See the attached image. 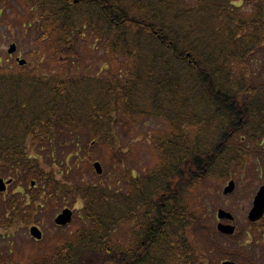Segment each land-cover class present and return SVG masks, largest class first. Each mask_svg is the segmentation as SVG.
Returning <instances> with one entry per match:
<instances>
[{
	"label": "trees",
	"instance_id": "obj_1",
	"mask_svg": "<svg viewBox=\"0 0 264 264\" xmlns=\"http://www.w3.org/2000/svg\"><path fill=\"white\" fill-rule=\"evenodd\" d=\"M28 3L57 71L0 63V177L12 180L0 193V244L46 206L81 208L74 232L57 228L63 235L30 246L26 262L0 251V264H214L211 249L229 253L186 196L244 168L245 156L264 157V0ZM89 40L106 75L75 67ZM148 120L167 130L154 140L160 170L142 178L122 168L130 154L118 131ZM92 145L111 150L115 171L79 183L75 163ZM253 232L264 238V220Z\"/></svg>",
	"mask_w": 264,
	"mask_h": 264
},
{
	"label": "rangeland",
	"instance_id": "obj_2",
	"mask_svg": "<svg viewBox=\"0 0 264 264\" xmlns=\"http://www.w3.org/2000/svg\"><path fill=\"white\" fill-rule=\"evenodd\" d=\"M28 1L29 0H0V63L4 64L3 68H6V64H13L16 66L17 61L9 59V56L6 54L8 44L14 43L21 53V59L27 61L26 65L30 69H33L39 64L46 63V69L43 70V73L51 74L57 71V63L55 64L53 59L50 61L52 58L51 50H47V54L41 51L42 42H40L39 34L35 33L33 17L31 16L32 12L29 8L30 5ZM83 49H85L83 52V61H81L80 65L75 67L87 73H101L106 75V71L109 67L106 58L101 56L102 51H95L96 49L93 48V44L90 40L84 44ZM75 67L74 69H77ZM140 122L141 121H137L135 124L129 125L132 127L129 132L119 130L118 137L129 145L128 154H130V156L128 159H124L122 168L127 170L132 169L133 175L143 178L149 174L157 173L160 170L157 169V166H159L158 164L160 163L161 150L158 149L154 140L155 138L162 137V133L167 130V128L157 120L144 121L142 124ZM85 141L86 138L83 136L81 145H84ZM244 147L252 148V144L245 142ZM91 148L98 149V147H93V145L89 147L86 151L87 156L84 154L87 159L84 160L81 158L80 163H75L76 165L79 164V169L76 167V171L73 168L74 173L78 174L74 179H81L79 183H95L98 180L92 168L94 162L100 163L103 170L102 176H105L106 172L107 175H110L112 171H115L109 163V158L112 155L111 150L102 149V151H99ZM75 151L76 150L73 148L68 150V152L72 154V162H74ZM245 157L244 168L232 172L227 179L219 180L216 177L205 179L194 184L188 191L186 201L189 210L197 215V217H201V221H203L208 228L216 229V224L218 222L216 219V212L218 209H221L233 216L234 221L232 225H234L236 229L241 230L243 228L242 231H248L250 233L251 230L254 229L250 224L251 222L247 219V215L251 210L252 201L258 188L264 184V157L263 155L256 157L255 155H248ZM58 159L60 160L61 158L58 157ZM70 161H68V163ZM53 164L54 162L52 164H47V166H51V168L54 169ZM230 180L235 183L234 191L229 195H224L222 191ZM21 189L24 188L21 187ZM51 206L53 209L46 206L45 210H42L40 214L36 215L32 222L21 230L20 234L16 236L17 239L14 240L8 248L7 244L2 242L0 244V251L4 252V250L8 251V249L18 250L19 260L26 262L28 259L24 254L28 255L32 253L28 251L30 246H40L44 241L48 246V240L50 238V240L53 241V238H55L54 234L56 237H61L62 233H60V231L56 232L54 228V217L60 213L63 208L69 207L73 212L80 210L81 203L77 202L72 205L73 207H70L67 203L62 204L60 207L54 203ZM262 219H264V213ZM30 226H36L43 234L42 240L39 241L40 243H34L33 239L29 237L28 229ZM77 226H79V224L74 221L71 224L70 229H72L70 231L74 232ZM239 233H241V231H239ZM67 236H70V234L67 233ZM194 236L200 238L205 243L210 239L209 233H202L200 230H198V232L196 231ZM215 238L218 240L219 244L222 245L223 249H226L229 253H224L226 256H223V254L218 253L216 249H211L210 255L214 258V264H220L223 260H229L236 264H248L242 257V254L245 253L249 256L250 261L264 264L263 239L256 238L253 241L245 242L243 241V237L232 240L223 239L216 235ZM208 245L210 246V244H207V246ZM49 247L50 246L47 248Z\"/></svg>",
	"mask_w": 264,
	"mask_h": 264
},
{
	"label": "water",
	"instance_id": "obj_3",
	"mask_svg": "<svg viewBox=\"0 0 264 264\" xmlns=\"http://www.w3.org/2000/svg\"><path fill=\"white\" fill-rule=\"evenodd\" d=\"M14 51H15V46L14 45L10 46V48L8 50V53L11 54ZM24 64H25V61L24 60L19 61V65L20 66H23ZM93 168H94V171L96 172L97 175H101L102 174V169H101V166H100L99 163H94L93 164ZM4 188H5V185H4L3 181L0 179V191H3ZM233 190H234V182L233 181H230L228 183V185L224 188L223 193L225 195L226 194H230ZM263 211H264V186L261 187L259 189L258 193L256 194V196L254 198V201H253V208L249 212L248 218L251 221H255V220L259 219L262 216ZM71 216H72L71 211H69L67 209L66 210H63L61 212V214H59L55 218L54 223L56 225H58V226H65L66 224H68L71 221ZM217 218L219 220H223V219L228 220V221H232L233 220V217L229 213L224 212L223 210H218V212H217ZM217 229L221 233L227 234V235L228 234H232L233 231H234V227H231V226H228V225L227 226H224L222 224H218L217 225ZM30 235L34 239H37V240H40L41 239V233L35 227H32L30 229ZM222 264H234V263H232V262H224Z\"/></svg>",
	"mask_w": 264,
	"mask_h": 264
},
{
	"label": "flooded vegetation",
	"instance_id": "obj_4",
	"mask_svg": "<svg viewBox=\"0 0 264 264\" xmlns=\"http://www.w3.org/2000/svg\"><path fill=\"white\" fill-rule=\"evenodd\" d=\"M10 44H12V43H9L8 46H9ZM6 52H7V50H6ZM8 56H9V59H14V60H16V61L19 60V59H21V53H20V51L18 50V48H16V51H15L13 54L8 55ZM261 221H262V219H261L260 221L256 222V224H259ZM224 261H225V260H224ZM221 262H223V261H221Z\"/></svg>",
	"mask_w": 264,
	"mask_h": 264
}]
</instances>
